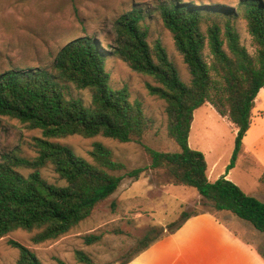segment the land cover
Returning a JSON list of instances; mask_svg holds the SVG:
<instances>
[{
  "label": "trees",
  "instance_id": "trees-1",
  "mask_svg": "<svg viewBox=\"0 0 264 264\" xmlns=\"http://www.w3.org/2000/svg\"><path fill=\"white\" fill-rule=\"evenodd\" d=\"M154 10L188 68V84L180 78L161 42L157 40L150 46L148 29L143 24L147 13L136 6L114 19V45H109L110 49L95 37L78 36L58 50L50 68L0 72V116L16 118L42 132V137L35 138L37 155L11 152L0 162V238L22 229L37 230L31 237L34 244L57 239L90 217L124 178L136 180L147 169L165 173L174 185L195 188L207 209L182 210L166 226L151 225L136 238L138 247L121 264L201 213L226 211L264 233V201L245 193L225 175L210 181L204 154L188 145L193 112L210 104L235 130L234 150L226 170L233 167L251 123L255 97L264 86V0H237L234 5L158 0ZM238 18L246 24L253 54L240 41ZM109 56L121 59L156 83L145 86L150 95L165 102L167 135L178 151H158L142 144L150 157L149 165L127 169L100 142L89 151L90 162L70 146L50 140L101 135L120 142H140L151 128L152 121L142 103L131 101L126 87L110 86L105 69ZM70 86L90 90V103L86 105L81 97L73 96ZM47 166L65 184L44 178L40 170ZM19 169L30 172L25 175ZM261 178L264 180V174ZM83 238L90 245L101 236L87 234ZM7 243L18 250L17 264H43L22 243L11 239ZM75 257L91 264L82 250L75 251Z\"/></svg>",
  "mask_w": 264,
  "mask_h": 264
},
{
  "label": "rangeland",
  "instance_id": "rangeland-1",
  "mask_svg": "<svg viewBox=\"0 0 264 264\" xmlns=\"http://www.w3.org/2000/svg\"><path fill=\"white\" fill-rule=\"evenodd\" d=\"M157 1L0 0V72L11 68H50L58 50L78 36L95 37L106 49H110L109 45H114V19L136 6L144 14L147 13L143 24L148 29L147 41L150 46L160 41L177 67L180 78L188 84V68L175 47L170 31L163 26L154 10ZM192 1L234 5L237 0ZM236 27L241 43L253 54L254 46L245 22L238 18ZM204 52L207 56L208 50ZM105 69L109 72L111 87H126L130 100L142 103L145 115L152 121L151 128L140 142H120L101 135H69L50 140L70 146L77 155L90 162L89 151L95 142H100L127 169L149 165L150 157L142 144L158 151H178V146L167 135L165 102L150 95L146 89V83L156 84L153 79L132 70L115 56L106 59ZM70 92L75 97H81L86 105L90 103V90L70 86ZM193 117L188 145L204 154L208 179L214 181L225 175L245 193L264 201V180L261 178L264 169L252 155L239 152L233 167L226 170L234 150L232 124L219 116L209 104L196 109ZM36 137H42L40 129H31L16 118L0 116V162L5 154L11 152L27 157L37 155ZM19 171L25 175L30 172L29 169ZM40 172L49 182L65 184L51 166L42 168ZM192 209H207L199 201L195 188L174 185L165 173L147 169L136 180L124 178L118 189L95 207L90 217L57 239L34 244L31 237L37 230L22 229L1 237L0 264H17L18 250L8 245L10 239L34 251L43 264H60V261L64 264H86L76 259L77 250L88 254L91 264H121L138 247L136 238L141 237L148 227L166 226L178 217L180 211ZM212 214L246 245L244 251L247 257L242 264H264V234H258L259 231L238 218H232L228 212L212 211ZM87 234H99L101 238L88 245L83 238Z\"/></svg>",
  "mask_w": 264,
  "mask_h": 264
},
{
  "label": "crops",
  "instance_id": "crops-1",
  "mask_svg": "<svg viewBox=\"0 0 264 264\" xmlns=\"http://www.w3.org/2000/svg\"><path fill=\"white\" fill-rule=\"evenodd\" d=\"M251 118L240 152L252 155L264 169V86L255 97ZM216 218L210 213L188 218L173 233L153 242L126 264H242L247 257L246 245Z\"/></svg>",
  "mask_w": 264,
  "mask_h": 264
}]
</instances>
